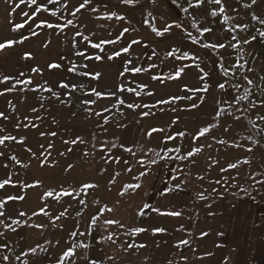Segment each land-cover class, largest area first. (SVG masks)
Returning a JSON list of instances; mask_svg holds the SVG:
<instances>
[{
    "label": "rangeland",
    "instance_id": "obj_1",
    "mask_svg": "<svg viewBox=\"0 0 264 264\" xmlns=\"http://www.w3.org/2000/svg\"><path fill=\"white\" fill-rule=\"evenodd\" d=\"M82 3L83 0H37L33 5L29 0H0V42L29 37L22 44L0 51V81L4 77L15 78L0 83V91L5 92L0 96V112L9 117L7 120L0 118V129H3L0 138L5 135L17 137V141L8 140L0 145V152L4 153L0 157V181L11 177L17 185L0 190V199L8 195L25 196L22 201H8L6 215L0 217V233H3L0 235V264H25V261L27 264H56L57 258L74 243H85L90 247H76L74 257L66 259L64 264H73V261L74 264H90L91 260L96 264H169L170 261L172 264H264V185L259 183L264 181L261 174L264 173V120L261 119L264 116V106H261L264 101V80L261 79L264 77V37L259 35L264 31V24L252 19V14L264 19V0H257L251 9L241 6L250 0H222L224 13H220L219 6L214 3L196 7V0H192L191 6L189 0H177L176 4L172 0H155V3L138 0L134 5H125L121 0H91L88 6L76 12ZM93 7L98 11H91ZM185 7L189 9L188 13L183 12ZM213 10L217 12L216 17L210 15ZM24 12L29 16L25 17ZM112 12L126 19L103 18L105 13ZM149 12L156 18L157 28H162L165 23L179 22L201 42L222 41L229 46L215 52L204 49L175 27L170 34L157 37L143 23L146 18L151 20ZM224 15L229 17L227 23H224ZM17 23H23L24 28L12 31ZM47 23L54 27L48 28ZM37 24L44 26L37 27ZM244 24L248 29L242 31L239 26ZM124 27L130 31L120 42L107 43ZM204 27H211L213 31H197V28ZM229 29L233 30L236 40L230 41ZM252 36L257 39L249 44L243 43ZM132 38L139 39L141 44L133 45L129 53L121 52L112 60L107 58L109 53L120 50ZM92 43H101L105 51L101 53L92 48ZM145 43L148 48L143 47ZM232 44H239V48H233ZM174 48L187 51L198 59L167 57L166 54ZM152 49L155 55L149 60ZM26 53H30L31 58L23 59ZM95 55H101L103 59H86ZM221 57L223 67L217 63ZM128 59L134 66L149 70L135 74L123 72ZM197 63L200 68L195 67ZM51 64L61 67L53 69ZM241 64L243 69L238 67ZM73 65L76 66L75 72H70ZM184 65L192 66L186 67L178 79L163 83L152 79L154 75L167 77ZM200 69L210 74L207 80L199 79L203 75ZM83 72L101 73V76L93 79L78 75ZM245 75L253 80L252 85H247L243 79ZM16 79L21 83L15 85L14 91H7ZM28 79L31 84L23 83ZM61 82L77 87L69 93L68 89L58 87ZM221 82L226 85L224 90L218 88ZM202 83L211 85L207 93L183 91L185 87L198 88ZM120 84L147 87L137 97L135 93L118 92ZM233 84H239V90L232 88ZM42 86L51 87L60 99ZM246 87L251 94L239 104L235 103L234 98L244 96ZM94 88L103 92L116 91L126 103L134 102L142 107L128 109L120 105L122 116L115 109L103 112L105 106L111 107L115 100L92 95ZM149 91L153 95H147ZM189 95L193 99H182L159 108L143 107L161 98ZM201 96L206 97L204 102L191 108ZM83 100H95V103L85 105ZM218 107L224 108L225 112L217 118L214 113ZM85 108L91 111L86 112ZM97 111L103 115H95ZM145 111L151 114L145 117L142 115ZM237 116L239 120L235 119ZM105 117L109 118L106 125L103 124ZM213 123L218 127L193 141V133ZM152 127L165 128L166 132L154 133L150 138L147 133ZM52 132L56 135L52 136ZM179 132L185 136L176 135V139L167 141L160 139ZM74 138L83 139L84 143L64 142ZM20 139L24 140L23 144L18 142ZM217 140L228 143L220 144ZM196 146L202 151L188 158L187 153L194 151ZM127 147L132 148L135 156L124 150ZM174 148H179L180 152ZM248 148L252 151L249 152ZM12 156L19 163L11 160ZM179 156L186 158L181 160ZM112 157L120 158V163L106 162ZM125 159L132 172L125 171ZM138 160H143L144 165L137 164ZM152 160L156 162L151 163ZM233 162L239 165L237 169L228 167ZM222 168H228V171H222ZM142 171H147L148 175L137 180ZM116 172L120 173L118 177ZM173 176H178L179 181L173 180ZM198 176L204 179H198ZM253 176L255 179H251ZM110 177H115L117 183L112 184ZM216 180L220 183H215ZM37 181L36 187H20V184ZM181 181L186 183L175 189ZM84 183L98 185L88 190L89 195L74 193L86 204H79L68 196L61 197L59 202L52 197L41 199L48 190L78 189ZM129 183H140L141 188L119 195L118 190L123 191ZM169 187L175 190L167 193ZM242 188L248 189V193ZM161 192L167 194L161 195ZM198 194L207 199L199 200ZM145 204L166 211H179L181 216H161L145 209ZM105 205L114 211H106ZM41 207H45L49 215L34 214ZM98 208L103 215L97 212ZM141 211L146 214L139 215ZM20 212L27 215L19 216ZM61 212L66 215L56 220ZM97 215H100L98 225H103L105 218H113L118 219L123 227L104 225L92 229L90 219ZM15 219L22 223L13 224ZM36 224H42L43 228L34 227ZM137 227L147 231L131 232ZM156 228L166 231L154 233ZM72 232L77 235H70ZM81 232L85 235H79ZM203 232L209 235L202 237ZM113 233L115 243L105 239ZM184 239L189 244L177 248L175 245ZM139 244L145 247H128ZM31 248H37L35 254ZM4 256L9 259L5 261Z\"/></svg>",
    "mask_w": 264,
    "mask_h": 264
},
{
    "label": "snow or ice",
    "instance_id": "obj_2",
    "mask_svg": "<svg viewBox=\"0 0 264 264\" xmlns=\"http://www.w3.org/2000/svg\"><path fill=\"white\" fill-rule=\"evenodd\" d=\"M21 2H23V0H21ZM29 2L33 5H35L37 3V0H29ZM121 2L125 5H134L135 3L138 2V0H121ZM152 3H155V0H151ZM91 3V0H83V3L79 5V7L76 8V12H79L80 11V8H84L86 6H88L89 4ZM172 3L173 4H176L177 3V0H172ZM205 3H214L216 5L219 6V12L220 13H224L225 12V7L223 6L222 4V0H196V3H195V6L196 7H200L202 5H204ZM189 4L190 6L192 5V0H189ZM257 4V0H250V3H242V7L244 9H251L253 8L255 5ZM16 7H19V4L16 5ZM46 10V9H45ZM183 12L185 13H188L189 9L187 7L183 8L182 9ZM91 11L95 12V11H98L97 8L93 7L91 9ZM76 12L73 13V15L76 14ZM23 15L25 17L29 16V13L28 12H24ZM211 16L213 17H216L217 16V12L215 10L211 11L210 13ZM148 17L151 18V20L149 19H145L143 21L144 24L148 25L151 29V31L153 33H155V35L157 37H163L166 33H169L170 34V31L173 27H175L176 29H181L183 30L185 33H186V36L188 39H190L194 44H201V46L204 48V49H207V50H210V51H213L215 52L216 50L218 49H225L227 48L229 45L225 44L224 42H201L199 41L195 36H193L192 32L191 31H187L186 29L183 28V25L179 22H173V23H165L163 25L162 28H157L156 25H155V20L156 18L152 16V13L149 12L148 13ZM99 18V17H98ZM105 19H112V18H115L116 20L118 21H123L125 20L126 18L122 15H118L117 13L115 12H112V13H105L104 17ZM229 17L227 15H224L223 16V20H224V23H227ZM252 19L253 20H257L260 24H264V19H260L258 16H256L255 14H252ZM69 23H71V21H69ZM44 26L43 24H37V27H42ZM46 26L48 28H53L54 25L52 23H47ZM195 26V25H193ZM241 28L242 31L244 30H247L248 29V25L247 24H244V25H240L239 26ZM21 28H24V24L23 23H17L15 24V26L13 27L12 31H16L18 29H21ZM130 29L128 27H124L122 32L119 33L117 35V37H115L114 39H110L107 41V43L109 44H116L118 42H120L123 37H124V34L125 33H129ZM197 31L200 32H204V33H211L213 31V29L211 27H204L203 29H199L197 28ZM232 31L231 29H229V34H230V41H234L237 39V37L235 35H232ZM36 33L33 32V35H35ZM259 35L261 37H264V31H260ZM29 37L25 36L22 40H14V39H8L6 42H0V51H4L5 49L7 48H11L13 47L15 44L17 43H23L24 40H27ZM85 40L88 39V37H84ZM257 39L256 36H252L250 39H246L243 41V43L245 44H249L251 43L252 41H255ZM141 44V41L139 39H136V38H132L130 40V42H125L122 46V48L120 50H117L115 51L114 53H109L107 55V58L109 60H112L114 59L115 57H119L121 55V52L123 53H129L130 52V49L132 48L133 45H139ZM233 48H239V44H232L231 45ZM91 47L94 48V49H99L101 53H103L105 50L104 48L101 46V43H92L91 44ZM143 47L145 48H148L149 46L145 43L143 45ZM152 52V55H150L148 58L149 60L152 59V56L155 55V50L152 49L151 50ZM79 55H84V53H80ZM167 57H174L176 60H189V59H192V60H197L198 57L196 56H190L189 53L187 51H180V49L178 48H174L172 49L171 51H169L167 54H166ZM31 58V54L30 53H26L23 57V59H29ZM86 59H89V60H95V61H101L103 59V57L101 55H95V56H87ZM217 63L220 65V67H223V57H221ZM128 65H133V61L131 59H128L126 61V64L125 66L123 67V72L127 73V72H132V73H141L143 71H148L149 69H142L141 67H137V66H132L131 68L128 67ZM192 65H184V66H181L179 67L178 69L174 70L173 73H170L167 77H163L161 75H154L152 77V79H155V80H160L162 83L165 81V80H175V79H178L182 73H184L185 71V68L186 67H191ZM51 68L53 69H56V68H59L61 67L60 65L58 64H51L50 65ZM83 67H87V65H83ZM151 67H157V65H151ZM195 67L196 68H200V65L199 63L195 64ZM240 69H243L244 65H239L238 66ZM75 68L76 66L73 65L69 71L70 72H75ZM34 72H38L39 69H33ZM200 71L203 73V69H200ZM225 74H227V70H225ZM21 76H23L24 74L21 73L20 74ZM78 75H86V76H91V78L93 79H99V77L101 76V73H87V72H83V73H78ZM233 75L235 76L236 73L234 72ZM210 74L209 73H203V75L199 76V79L201 81H205L209 78ZM9 79H15L13 77H4V79L2 81H0V83H3V82H6L7 80ZM246 82H247V85H252L253 84V80L250 79L247 75L244 76L243 78ZM262 80H264V77H261ZM21 83L20 80L16 79L15 80V84H13L10 88L7 89V91H14L15 90V85L16 84H19ZM23 83L25 84H31V80L28 79V80H24ZM42 87H45V90L46 91H49L52 93V95L56 98V99H60L59 95H57L51 87H47V86H42ZM58 87L60 88H64V89H68L69 90V93L71 91H74L75 88L77 87L76 85H68L67 83L65 82H61ZM82 87V85L80 86ZM147 86L146 85H140V84H137L136 85V88H133V87H125L124 84H120L118 87H117V91L118 92H127V93H135V95L138 97L140 96L141 94V91H143ZM211 85L208 84V83H202L200 87L198 88H195V89H190V88H187L185 87L183 89V91H187V92H202V93H207L210 89ZM232 88L236 89V90H239V87L240 85L239 84H233L231 85ZM218 88L221 89V90H224L226 88V85L225 83L221 82L218 84ZM139 89V91L137 90ZM35 90V89H33ZM5 92L3 91H0V96L4 95ZM92 95L96 96V97H108V98H114L115 100V103L112 104L111 107H108V106H105V108L103 109V112H112L113 109L116 110V112H120V109H119V106L120 105H123L125 106L126 108L128 109H138V108H141L142 106L140 104H137V103H134V102H127L117 96L116 94V91H110V92H103V91H97L95 88L92 89ZM147 95H153L152 92H147L146 93ZM251 94V90L248 89L247 87L245 88V93H244V96L242 97H235L234 98V101L235 103L239 104L240 100L242 99H245L247 98V96H249ZM206 97L204 96H201L199 98V102L197 104H193L191 105V108H197L199 106V104H202L204 102V99ZM182 99H188V100H191L193 99V96L189 95V96H171L169 98H161L160 100L156 101L155 103H152V104H144L143 107L144 108H159L161 105H166V104H173V103H176V102H179L180 100ZM83 104L85 105H88V104H94L95 103V100H92V101H89V100H83L82 101ZM225 103H228L227 100H225ZM256 105H253V107H255ZM261 106H264V101H261ZM163 110V109H161ZM33 111H35V109H33ZM85 111L86 112H90L91 110L88 109V108H85ZM225 112V109L222 108V107H218L217 110L215 111L214 113V116L215 117H219L221 114H223ZM151 113L150 112H142V115L147 117L149 116ZM95 115L97 116H101L103 115L102 112L100 111H97L95 113ZM120 115L122 116L123 113L120 112ZM0 118L2 119H5L7 120L9 117L8 116H5L4 113L0 112ZM235 119L239 120L240 117L237 116L235 117ZM262 120H264V116L261 117ZM109 123V118L108 117H105L104 120H103V124L106 125ZM103 126V125H102ZM254 126V125H253ZM17 127H19V125H17ZM218 127L217 124H211L209 126H203V127H200L195 133H193L192 135V139L193 141H196V140H199L200 138L202 137H205L206 134L210 133L212 131L213 128H216ZM3 129H0V132H2ZM225 131H227V129H225ZM264 131V130H262ZM166 132V129L165 128H161V127H152L151 130L147 133L148 137L152 138L153 137V134L154 133H164ZM43 135V133H42ZM52 136H55L56 133L55 132H52L51 133ZM176 135H179L181 137L185 136V133L183 132H179L175 135L169 133L167 134L166 136H161L160 139L162 141H167V140H174L176 139ZM211 139H216L215 137H211ZM8 140H11V141H17V137L16 136H12V135H5L3 136L2 138H0V145H4L5 144V141H8ZM19 143L23 144L24 143V140L23 139H20L18 141ZM66 144H75L77 142L79 143H84L83 139H73L71 141L69 140H65L64 141ZM217 143H220V144H227L228 142L225 141V140H217L216 141ZM253 143H256V141H253ZM105 144H107V142H105ZM115 146V145H113ZM211 145H209L210 147ZM235 147H240L241 145H234ZM121 147H123V145H121ZM126 152L132 154L133 156H135V153L133 152L132 148L131 147H127L124 149ZM174 151H176L177 153L180 152V149L179 148H174L173 149ZM28 151H31V149H28ZM68 151H71V148L68 149ZM202 151V148L200 146H196L195 147V150L192 151L190 150L188 153H187V157L188 158H191L192 156L196 155L197 153L201 152ZM248 151L251 152L252 149L251 148H248ZM63 155V153H62ZM158 155V154H157ZM4 156V153L3 152H0V157H3ZM179 159L181 160H184L186 157L185 156H179L178 157ZM11 160L13 161H16L17 163H19V161L17 160V158L15 156H12L10 157ZM106 162H115L117 164L120 163V158L118 157H112V160L111 161H106ZM156 161L155 160H152L151 163H155ZM194 162V161H193ZM245 163H250V161L248 160H245ZM124 164L127 165V167L125 168V171L127 172H132V167L131 165L129 164V161L128 160H124ZM137 164H140L141 166L144 165V161L143 160H138L137 161ZM41 166H43V163L41 164ZM5 167H7V165H5ZM229 168L231 169H237L239 167V165L235 162L233 163H230ZM70 170V169H69ZM222 171H228V168H222L221 169ZM262 175H264V173H261ZM120 173L119 172H116L115 173V176H119ZM148 175V172L147 171H142L140 173L139 176L136 177L137 180H139L141 177L143 176H147ZM198 179H201L203 180L204 177L203 176H198L197 177ZM173 180H177L179 181V177L178 176H173L172 177ZM251 179H255V177H251ZM110 181L112 184H116L117 181L115 179V177H110ZM182 183H186V181H181L180 183H177L175 185V189H180L181 188V184ZM215 183H220V180H216ZM259 183H261L262 185H264V181H260ZM39 184V182H34V183H30V184H20V187L22 189H26V188H32V187H36L37 185ZM12 186V187H16L17 185L13 182L12 178L11 177H8L2 181H0V190L4 189L6 186ZM98 185L97 184H94V183H84L80 188L76 189V188H69V189H63L61 188L58 192L56 190H48L46 191L42 196H41V199L42 200H46L47 197H52L53 199H55L57 202L60 201V198L61 197H64V196H68V197H73L74 199L77 200V202L79 204H86V201L81 199L80 197L78 196H74V193L76 192H79L81 193L82 195H89L90 193L88 192L89 189H95L97 188ZM141 188V184L140 183H129L126 187H124L123 191H120L118 190V193L119 195L123 196L125 195V193L129 192V190H136V189H140ZM174 188L172 187H169L167 189V193H171L175 190ZM243 192L245 193H248V189H241ZM215 191V189L213 190ZM167 193L165 192H161V195H166ZM250 195V193H249ZM25 199V196L23 194L21 195H8L5 199H0V217H5L6 215V212H5V205L8 203V201H16V200H24ZM198 199L199 200H205L207 199V197L203 194H198ZM252 199H255V197H252ZM143 207L145 209H150L152 212H155L157 213L158 215H161V216H168V217H180L181 216V212L179 211H166V210H162L158 207H154L152 206L151 204H145L143 205ZM104 208L106 209V211L108 212H113L114 209L113 208H108L107 205L104 206ZM97 212L100 213V209L98 208L97 209ZM40 213H43L44 215H49V213L47 212L46 208L45 207H41L39 209V212L38 213H34L36 215L40 214ZM146 213L144 211H141L139 212V215L143 216L145 215ZM27 215L26 213L24 212H20L19 213V216H25ZM66 215V212H61L59 216L55 217L56 220H59L62 216ZM100 215H103V213H100ZM100 215H97V216H94L93 218L90 219V222H89V227L92 228V229H97L99 227H103L104 225H117L119 227H123V225L121 224V222L118 220V219H113V218H105L104 221H103V225H98L97 221L100 219ZM10 218V217H8ZM22 222L20 219H15L13 220V224L15 225H20ZM30 227H33V225H29ZM6 227H10V225H6ZM34 227L36 228H43V225L42 224H36L34 225ZM13 231H15L16 229L13 228L12 229ZM182 230V229H181ZM147 231V229L145 228H142V227H137V228H133L131 229V232H134L136 234H139V233H142V232H145ZM166 230L164 228H156L153 230L154 233H163L165 232ZM88 234L90 235L91 233L88 232ZM0 235H3V233H0ZM70 235L72 236H76L77 233L76 232H72L70 233ZM79 235L83 236L85 235L84 232H81L79 233ZM114 235L113 234H109L107 237H105V239L107 240H112V236ZM209 233L207 232H203L201 234L202 237L204 236H208ZM221 235H223L221 233ZM113 243H115L114 240H112ZM189 244V241L187 239H184V240H181L179 244L175 245L177 248H180L181 245H185L187 246ZM39 247V245L37 246ZM76 247H81V248H89L90 245L88 244H85V243H74L73 245L69 246L67 248V250H65L63 252V255L61 257H58L57 258V261H56V264H64V261L66 259H71L72 257H74L75 255V248ZM129 248L131 247H145V245L143 244H139V245H128ZM41 251H47V249H44V248H40ZM30 251L35 254L36 251H37V248H31ZM211 254V253H209ZM25 255H27V253H25ZM3 259L5 261H7L9 258L7 256H4ZM17 259H19V257H17ZM85 259H87L85 257ZM25 264H27V261H25ZM73 264H74V261H73ZM90 264H96V261L95 260H91L90 261ZM169 264H172V262L170 261Z\"/></svg>",
    "mask_w": 264,
    "mask_h": 264
}]
</instances>
